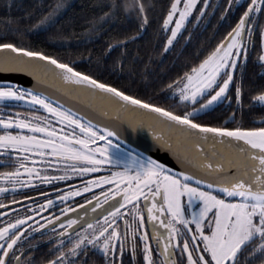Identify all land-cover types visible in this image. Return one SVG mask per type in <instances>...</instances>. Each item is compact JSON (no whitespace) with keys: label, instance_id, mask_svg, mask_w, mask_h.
<instances>
[{"label":"snow or ice","instance_id":"1","mask_svg":"<svg viewBox=\"0 0 264 264\" xmlns=\"http://www.w3.org/2000/svg\"><path fill=\"white\" fill-rule=\"evenodd\" d=\"M226 5L220 21L237 13L229 30L164 87V100L178 97L180 111L113 83L102 70L112 59L123 71L129 43L152 23L144 0L97 5L100 14L84 29L89 43L102 41L94 70L25 42L30 33L58 25L66 0H51L39 15L28 13L0 32V264H93L96 256L100 264H264V113L253 126L237 122L253 51L264 70V0ZM218 8L211 0H167L163 50ZM121 10L135 16L136 29L108 35L105 24ZM87 59L92 64L91 50ZM7 73H27L105 115L107 109L117 119L130 115L128 130L147 129L179 170L134 149L115 155L123 124L101 129L45 95L48 89L21 87ZM20 102L26 111L14 110ZM225 102L227 110L213 117L217 123L202 119ZM248 103L264 108V85L251 91Z\"/></svg>","mask_w":264,"mask_h":264},{"label":"trees","instance_id":"2","mask_svg":"<svg viewBox=\"0 0 264 264\" xmlns=\"http://www.w3.org/2000/svg\"><path fill=\"white\" fill-rule=\"evenodd\" d=\"M50 2L51 0H0V32L17 27L15 21L26 17L28 13L39 15L44 5ZM106 2L107 0H66L68 7L60 17L58 25L50 33H39L38 35L30 33L25 42L36 43L51 54L64 59L69 57L76 59L79 67L86 71L94 70L92 65L95 63V57L99 56L97 49L102 41L96 40L95 44L89 43L84 29L93 16L100 14V8L97 5ZM123 2L129 3V0H123ZM211 3L220 5V8L215 11L214 15L209 16L208 22L196 28L188 25L191 40H188V32H185L183 36L178 37L174 46L165 52L163 50L165 33L161 32L160 24L167 0H144L152 23L141 38L129 43L127 62L123 71L119 64L113 67L112 59H109L104 62L105 67L102 69L105 76L108 74V79L117 85L130 86L134 92L139 90L146 95H153L158 102L166 103V106H170L174 111L182 110L184 105L174 98L164 100L165 85L181 75L188 67L199 63L229 30V24L234 23L237 17V13L233 11L227 21H220L221 12L227 6L226 0H211ZM26 23V20L23 21L21 27ZM104 27L108 35L115 33L123 35L136 29L137 19L135 16L132 19L126 18L121 10L119 18L109 21ZM54 34L55 39L47 38ZM90 50L94 58L92 64H89L87 59ZM81 55L84 56L83 61H80ZM255 57L256 52L253 51L245 74V106L237 113V122L246 126H253L264 113V108L258 105L249 107L248 103L251 91L264 85V70L255 63ZM237 75L239 76V73ZM225 110H227V102L211 116L202 117V119L205 122L217 123L218 121L213 117ZM92 260L93 264H100L99 256L93 257Z\"/></svg>","mask_w":264,"mask_h":264},{"label":"water","instance_id":"3","mask_svg":"<svg viewBox=\"0 0 264 264\" xmlns=\"http://www.w3.org/2000/svg\"><path fill=\"white\" fill-rule=\"evenodd\" d=\"M4 76L10 79L14 84H18L24 88L39 87L41 90L48 89L45 95H49L52 100H59L60 104L65 108H70L72 112L77 113L79 116L91 118L93 124H98L102 129L106 124L118 125L123 124V128L120 133V138L117 141L129 150L134 149L136 153H144L145 156H151L153 159H159L161 162L168 161V167L175 166L176 170H179L180 166L176 164L174 157L165 151H161L158 146L155 145V141L152 138V134L147 129L138 130L132 132L128 130L126 121L132 120L130 115L117 114L111 109H107V115L104 111L100 110L97 106L84 102L82 100L69 98L59 91L57 87L49 88L47 83L40 84L38 79L27 73H7ZM13 206V205H12Z\"/></svg>","mask_w":264,"mask_h":264},{"label":"flooded vegetation","instance_id":"4","mask_svg":"<svg viewBox=\"0 0 264 264\" xmlns=\"http://www.w3.org/2000/svg\"><path fill=\"white\" fill-rule=\"evenodd\" d=\"M107 78H108V74H107V76H106ZM11 103H16V102H11ZM20 104H21V106L20 107H18V108H16V109H14V110H16V111H21V112H24V111H26L27 109H28V105L27 104H24L23 102H20ZM57 127H59V125H57ZM115 142V141H114ZM99 144H103V142H98ZM129 149H127L126 147H124L123 145H121V144H119L118 142H116V144H115V146H114V148L112 149V152L115 154V155H118L119 153H121V152H125V151H128ZM110 167V166H109ZM2 170H5V169H3V168H0V171H2ZM114 170V169H113ZM104 174H106V173H104ZM69 183H79V179H77V180H75V181H70ZM61 187H67V185H61ZM94 191H99V189H96V190H94ZM77 199H79V198H77ZM7 202V201H6ZM24 203H27V201H25ZM16 207H20L21 208V210H22V205H20V206H17V205H13V206H11V208H16ZM11 208L9 209V212H11L10 214L12 215L13 213H12V211H11ZM47 213H45V215H46ZM41 253H43V252H46L47 251V245H43L42 244V247H41Z\"/></svg>","mask_w":264,"mask_h":264},{"label":"rangeland","instance_id":"5","mask_svg":"<svg viewBox=\"0 0 264 264\" xmlns=\"http://www.w3.org/2000/svg\"><path fill=\"white\" fill-rule=\"evenodd\" d=\"M174 43H175V42H174ZM174 99L177 100L178 102H180L179 99H178V97H175ZM180 103H182V102H180ZM182 104H183V103H182ZM15 111H16V110H15ZM114 170H116V169H114ZM10 213H11V212H9V217L11 216ZM0 219H2V218H0Z\"/></svg>","mask_w":264,"mask_h":264}]
</instances>
